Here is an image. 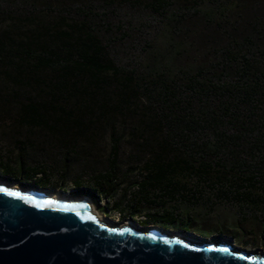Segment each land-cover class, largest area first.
I'll return each instance as SVG.
<instances>
[{
  "label": "trees",
  "instance_id": "trees-1",
  "mask_svg": "<svg viewBox=\"0 0 264 264\" xmlns=\"http://www.w3.org/2000/svg\"><path fill=\"white\" fill-rule=\"evenodd\" d=\"M41 1L0 4L7 22L0 110L14 115L13 124L46 133L56 149L50 165H31L20 142L24 173L51 183L57 172L65 181L81 162L76 193L104 216L118 211L141 225L182 229L181 214L229 210L264 228V0L228 2L238 10L234 21L223 18L224 0H141L157 16L172 8L180 21L199 14L224 36L193 68L147 62L143 69L117 62L115 41L101 33L104 10ZM105 135L110 151L102 159L93 149ZM124 140L132 146L126 159Z\"/></svg>",
  "mask_w": 264,
  "mask_h": 264
},
{
  "label": "rangeland",
  "instance_id": "rangeland-1",
  "mask_svg": "<svg viewBox=\"0 0 264 264\" xmlns=\"http://www.w3.org/2000/svg\"><path fill=\"white\" fill-rule=\"evenodd\" d=\"M42 2L41 0H39ZM72 3L91 2L96 5L97 11H105L106 15L101 20L104 24L102 35L107 39H113L115 43L111 44L112 54L121 65L129 67H138L143 69L147 62L170 63L172 66L193 68L207 60L208 47L215 45L214 42H221L223 33L218 34L212 23L206 22L202 16L195 15L186 19L172 15L175 8H172L166 16H157L149 8L144 6L141 0H128L116 3V6H105L108 1L104 0H66ZM140 1V3H138ZM236 0H224L221 12L226 21L238 19L237 8L234 4ZM2 0H0L1 4ZM216 15L215 17H217ZM7 22L0 18V27ZM178 26L179 28H175ZM108 29V30H107ZM232 31V30H229ZM3 91H9L10 88L4 84ZM14 115H6L0 110V158L4 164H0V181L19 187H43L47 188L55 195L67 196L69 198H83L86 196L78 195L74 187V179L79 173L85 170L81 162L71 166V175L65 181H62L56 172L53 175L52 182L40 176H34L33 171L24 173L21 159H18L22 153V145L25 144L23 151L28 164L44 162L50 165L49 158L51 152H56L53 142L46 141V133L40 130H29L13 124ZM28 141V143L26 142ZM86 144L83 142V145ZM87 145V144H86ZM132 146L124 140L122 143L123 159L127 158ZM99 158L105 159L110 151V141L107 135L101 136V140L95 145ZM8 163V164H7ZM87 175L83 176L84 185H87ZM125 187L127 185L124 184ZM121 191V190H120ZM120 198V192L116 197L111 198V202ZM105 200L102 201L104 204ZM93 201H91L92 203ZM92 207L100 215L94 202ZM141 208V207H140ZM147 210V206H143ZM115 222H127L120 218L119 212H112L108 215ZM140 221L142 218H138ZM182 232L186 231L191 235L203 239L220 241L221 238H227L229 241L241 243L246 249L264 250V238L261 236L264 228L254 227L236 218L232 211L220 210L219 212L196 211L194 213H184L179 217ZM138 223V222H136ZM141 225V224H139ZM166 225L160 222L159 224ZM150 226V225H141ZM181 228V227H180ZM184 230V231H183ZM174 231H177L174 229ZM236 245V244H235Z\"/></svg>",
  "mask_w": 264,
  "mask_h": 264
},
{
  "label": "water",
  "instance_id": "water-1",
  "mask_svg": "<svg viewBox=\"0 0 264 264\" xmlns=\"http://www.w3.org/2000/svg\"><path fill=\"white\" fill-rule=\"evenodd\" d=\"M97 215L88 197L0 181V264H264L227 238Z\"/></svg>",
  "mask_w": 264,
  "mask_h": 264
},
{
  "label": "flooded vegetation",
  "instance_id": "flooded-vegetation-1",
  "mask_svg": "<svg viewBox=\"0 0 264 264\" xmlns=\"http://www.w3.org/2000/svg\"><path fill=\"white\" fill-rule=\"evenodd\" d=\"M158 226L161 227V228H163V229H167V230H174L175 229V228H169V227H166V226H163V225L162 226L161 225H158ZM176 230L182 232V230L179 229V228H177ZM186 233L189 234L188 232H186ZM233 243L236 244L237 246H240V247H243L244 248V246H242L241 243H235V241ZM254 249H255V247L253 246V249H250V250H254ZM257 250L259 251L260 249H257Z\"/></svg>",
  "mask_w": 264,
  "mask_h": 264
},
{
  "label": "bare ground",
  "instance_id": "bare-ground-1",
  "mask_svg": "<svg viewBox=\"0 0 264 264\" xmlns=\"http://www.w3.org/2000/svg\"><path fill=\"white\" fill-rule=\"evenodd\" d=\"M15 186V185H14ZM56 196V195H55ZM87 198V197H86ZM77 199H83V198H77ZM89 199V198H88ZM90 201H91V199H89ZM93 203V202H92ZM97 212V211H96ZM98 213V212H97ZM99 218H102V219H104L105 220V218L102 216V215H100L99 213H98V215H97ZM110 222V221H109Z\"/></svg>",
  "mask_w": 264,
  "mask_h": 264
}]
</instances>
